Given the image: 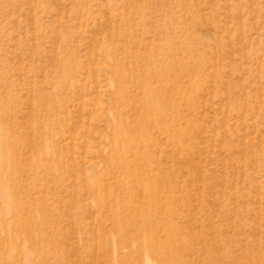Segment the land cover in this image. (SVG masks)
<instances>
[{"label":"rangeland","instance_id":"rangeland-1","mask_svg":"<svg viewBox=\"0 0 264 264\" xmlns=\"http://www.w3.org/2000/svg\"><path fill=\"white\" fill-rule=\"evenodd\" d=\"M28 263L264 264V0H0V264Z\"/></svg>","mask_w":264,"mask_h":264},{"label":"bare ground","instance_id":"bare-ground-1","mask_svg":"<svg viewBox=\"0 0 264 264\" xmlns=\"http://www.w3.org/2000/svg\"><path fill=\"white\" fill-rule=\"evenodd\" d=\"M3 159L5 160V158H3ZM4 160H3V161H4ZM4 193H7V194H8V193H9V190H8V189H5V190H4ZM28 264H29V263H28Z\"/></svg>","mask_w":264,"mask_h":264}]
</instances>
